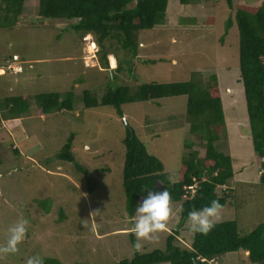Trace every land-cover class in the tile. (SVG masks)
Here are the masks:
<instances>
[{"label":"rangeland","instance_id":"obj_1","mask_svg":"<svg viewBox=\"0 0 264 264\" xmlns=\"http://www.w3.org/2000/svg\"><path fill=\"white\" fill-rule=\"evenodd\" d=\"M263 1L243 0L242 4L257 7ZM237 5L234 2L230 9L225 0L187 4L168 0L164 23L137 33L136 57L119 51L120 61L111 55L110 70L100 67L93 36L64 30L72 20L40 17L38 0H23L11 26H7L10 18L0 12V68L4 70L0 101L15 96L31 101L21 118L0 123V136L7 135L0 139V245L6 242L10 225L22 218L29 222L19 251L0 256V264H25L34 255L43 264L48 258L61 264H114L131 259L135 252L164 250L166 236L180 221V202L172 203L174 215L167 229L158 238L140 241L142 248L135 250L131 237L134 242L137 238L130 232L135 221L125 210L122 184L123 140L127 127L132 128L148 153L162 162L170 184L177 182L184 145L191 144L200 156L204 153L186 128V97L126 103L121 106L122 116L112 107H84L83 91L99 100L109 85L134 89L143 83L185 82L192 75L202 82L215 76L225 117V129L215 146L231 157L233 166V179L217 189V194L225 189L228 199L215 223L235 221L240 235L264 224L261 164L252 147L239 78ZM13 61L20 62L13 69L17 72L8 67ZM119 62L122 69L115 71ZM44 93L63 97L71 93L73 109L39 115L33 97ZM70 135L71 153L80 170L56 158ZM93 210L99 211L95 223L89 215ZM85 220L89 221L86 227ZM189 228L187 219L178 229L176 245L190 247ZM246 255L238 251L219 260L250 264Z\"/></svg>","mask_w":264,"mask_h":264},{"label":"trees","instance_id":"obj_2","mask_svg":"<svg viewBox=\"0 0 264 264\" xmlns=\"http://www.w3.org/2000/svg\"><path fill=\"white\" fill-rule=\"evenodd\" d=\"M242 1L225 0L230 9L234 2L240 4L234 12V25L238 36L239 78L243 87L252 147L261 164L259 180L264 184V1L257 7L244 5ZM179 2L187 4L189 0ZM167 4L168 0H38L37 13L46 19L72 20L73 23L64 30L71 28L82 35L93 36L99 47L97 52L100 67L102 70H110L109 61L113 59L112 56L119 60V51L136 57L137 33L163 24ZM22 5L23 0H2L0 12L4 14V18H10L7 26L16 22ZM113 42L117 47H114ZM121 69L119 62L114 70ZM177 96L186 97V128L199 141L204 151L203 156L199 155V151L192 150L191 144H185V158L178 171V181L170 184L162 162L149 154L132 128L127 127L123 140L125 159L122 184L125 210L130 218L149 191L168 190L172 194V203L180 202V221L177 228L166 236L164 250L135 252L131 259L114 264H164L165 261H171V264H213L219 261L222 264L219 260L221 256L238 251L247 252L245 258L250 264H264V224L258 225L246 235H240L235 221L219 222L215 223L207 235L192 234L189 248H182L174 243L178 229L188 219L190 209H201L212 200H219L224 207L228 194L225 189L217 194V189L226 187L233 179L231 157L215 146L225 129L221 93L215 76L209 75L208 80L202 82L192 75L185 82L143 83L134 89L127 85H109L99 100L88 91H83L82 101L87 109L112 107L122 116L123 104L159 101ZM33 101L39 115L73 109L71 93L65 97L58 93L37 94ZM30 107L29 97L2 98L0 123L5 119L21 118L28 113ZM5 135L0 136L2 141L5 140ZM72 140L73 135H70L56 158L72 162L80 170L71 153ZM192 186H195L193 195L188 193V197L183 199L186 194L184 188ZM133 238L132 236L134 244ZM44 264L61 263L57 259L48 258Z\"/></svg>","mask_w":264,"mask_h":264},{"label":"clouds","instance_id":"obj_3","mask_svg":"<svg viewBox=\"0 0 264 264\" xmlns=\"http://www.w3.org/2000/svg\"><path fill=\"white\" fill-rule=\"evenodd\" d=\"M12 71L14 68H11ZM17 72V71H13ZM186 194L183 199L193 195L195 186L185 187ZM145 189H142V191ZM86 196V194H85ZM223 206L219 200H212L207 206L201 209L192 208L188 212V222L190 232L192 234L200 233L207 235L215 226L216 220L219 219ZM181 211L183 209L181 208ZM98 210L89 213L91 222L95 223L94 217L98 214ZM174 210L172 206V194L168 190L160 192L149 191L142 203L136 208L134 215V225L130 232L136 236V242L133 248L139 251L142 248L140 241L158 238L157 234L165 231ZM84 227L87 226L88 220L83 221ZM27 219H19L7 229L8 236L6 242L0 245V256L15 254L19 251L18 245L25 239L27 234ZM25 264H43V260L39 255L30 256ZM164 264H171V261H165Z\"/></svg>","mask_w":264,"mask_h":264},{"label":"crops","instance_id":"obj_4","mask_svg":"<svg viewBox=\"0 0 264 264\" xmlns=\"http://www.w3.org/2000/svg\"><path fill=\"white\" fill-rule=\"evenodd\" d=\"M18 59V56H16V59L15 60H17ZM13 64V65H12ZM11 67V68H16V67H20V62L19 61H13V62H10L9 63V65H8V67ZM3 69L2 68H0V74H2L3 73ZM19 73V72H18ZM259 173H260V171H259Z\"/></svg>","mask_w":264,"mask_h":264},{"label":"built area","instance_id":"obj_5","mask_svg":"<svg viewBox=\"0 0 264 264\" xmlns=\"http://www.w3.org/2000/svg\"><path fill=\"white\" fill-rule=\"evenodd\" d=\"M15 69V68H14ZM14 71H16V70H14Z\"/></svg>","mask_w":264,"mask_h":264}]
</instances>
